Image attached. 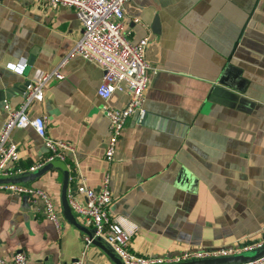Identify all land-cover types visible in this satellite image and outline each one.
I'll list each match as a JSON object with an SVG mask.
<instances>
[{
  "label": "crops",
  "instance_id": "crops-1",
  "mask_svg": "<svg viewBox=\"0 0 264 264\" xmlns=\"http://www.w3.org/2000/svg\"><path fill=\"white\" fill-rule=\"evenodd\" d=\"M124 21L131 42L148 39L149 80L144 111L128 119L111 162L103 155L108 119L97 94L103 70L67 57L82 29L66 7L0 0V128L4 105L20 104L30 78L59 69L64 78L45 84L28 115L45 116L48 134L73 145L68 189L78 201V185L98 191L109 175V213L136 225L131 252L166 257L261 242L264 0H130ZM8 63L24 64L23 73ZM127 100L115 92L108 104L121 108ZM164 122L172 126L163 129ZM10 140L20 158L8 167L29 171L45 159L32 127L13 129ZM62 176L53 169L29 184L51 196L59 231L42 200L0 188V257L22 250L28 264H69L80 256L84 232L62 215ZM84 260L112 264L93 245Z\"/></svg>",
  "mask_w": 264,
  "mask_h": 264
},
{
  "label": "built area",
  "instance_id": "built-area-1",
  "mask_svg": "<svg viewBox=\"0 0 264 264\" xmlns=\"http://www.w3.org/2000/svg\"><path fill=\"white\" fill-rule=\"evenodd\" d=\"M43 1L50 6L66 7L72 9L76 19L81 25V38L74 43L67 57H80L97 64L103 70V76L97 89L98 96L103 100L102 109L108 119V132L104 145V158L111 162L114 158L116 146L128 119L135 113H142L144 105V92L148 85L150 66L145 60L148 39L142 38L131 42L124 34L125 6L130 0H36ZM137 22V21H136ZM24 64L8 63L6 67L22 74ZM64 78L59 69L48 72H37L25 85L22 100L16 108L5 104L6 118L0 128V176L21 174L25 172L20 166L7 164L16 163L20 158L18 146L10 140L13 129L30 126L42 140L46 150L45 159L29 171H35L42 165L51 161H61L69 170L76 168L69 164L67 157L73 153V145L62 139L53 138L47 132V119L45 116L30 117L29 108L35 102L44 98L45 84L51 79ZM126 93L128 100L125 106L115 108L108 104V100L115 93ZM72 179L69 176V180ZM109 175L106 174L102 186L98 191L93 190L84 182L75 188V191L84 198L78 201L71 190L68 189L67 199L74 214L83 220L88 228L94 230V236L105 240L119 255L124 264H162L174 263L197 257H220L236 255L251 251L264 245L261 242L253 244H238L220 247L212 250L198 252H184L176 256L150 257L131 252L129 242L136 229L133 222L122 216H112L108 207L112 200L109 187ZM0 188L15 191L26 195L32 203L38 199L43 201L45 216L51 220L59 231L60 218L55 210L54 202L47 191L33 187L29 184L3 185ZM92 238L83 234V247L80 256L69 264H85L87 248ZM29 257L24 251H17L9 258L0 257V264H28ZM55 264H63L57 262ZM242 264H264V257Z\"/></svg>",
  "mask_w": 264,
  "mask_h": 264
},
{
  "label": "water",
  "instance_id": "water-1",
  "mask_svg": "<svg viewBox=\"0 0 264 264\" xmlns=\"http://www.w3.org/2000/svg\"><path fill=\"white\" fill-rule=\"evenodd\" d=\"M27 84V83H26ZM171 122H164L163 129L169 128L172 125H170ZM181 132H183L184 127L181 126ZM53 169H58L62 171V183H61V193H60V207L63 217L73 226L78 228L80 231L84 232V234H87L90 238H92L91 245L96 246L101 250V252L108 258V260L112 264H124L122 259L119 257V255L113 250V248L101 237L94 236V230L92 228H88L85 225H83L74 212L72 211L68 199H67V193H68V184H69V171L65 165L64 162L61 161H51L48 162L35 171H25L21 174H15V175H8V176H0V186L3 185H11V184H31L32 182L39 179L44 174L50 172ZM264 257V245L253 249L248 252L236 254V255H229V256H220V257H197V258H191L179 262L174 263H162V264H242V263H248L250 261H254L257 259H260Z\"/></svg>",
  "mask_w": 264,
  "mask_h": 264
}]
</instances>
